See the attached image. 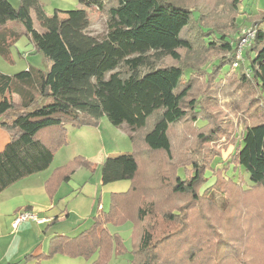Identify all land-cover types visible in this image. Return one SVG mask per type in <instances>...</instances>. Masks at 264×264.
<instances>
[{
  "label": "trees",
  "instance_id": "trees-1",
  "mask_svg": "<svg viewBox=\"0 0 264 264\" xmlns=\"http://www.w3.org/2000/svg\"><path fill=\"white\" fill-rule=\"evenodd\" d=\"M78 1L80 8L47 14L40 0H18L17 6L0 0V56L12 62L10 49L19 34L8 29L7 21L15 20L48 63L46 70L29 65L14 74L0 71V127L8 132L0 150V191L47 169L67 143V126L97 125L103 116L114 126H129L134 169L129 187L111 192L108 209L93 216L87 229L75 236H52L47 252L37 257L95 255L89 264H106L113 252L128 251L131 264H231L245 249L240 264H258L259 259L264 264V219L257 203L255 209L250 201L248 219L233 217L217 226L197 210L203 175L211 164V155L207 157L202 146L218 136L221 118L210 110L216 105L204 93L188 101L187 97L195 74L203 76L207 89L217 84L222 66L232 67L240 32L235 14L230 19L233 26L227 28L180 0ZM240 1H230V7L239 11ZM88 7L106 15L102 36L88 31ZM31 10L42 31L34 27ZM60 12L66 16L59 17ZM256 24L243 59L264 106V16ZM246 77L240 74L244 81ZM260 118L245 127L236 163L250 182L242 179L246 186L238 187L264 197V119ZM199 120L205 123L198 125ZM192 133H196L193 142ZM90 166L77 156L56 167L45 181L47 192L53 195L77 168ZM100 171L104 184L115 182L123 176V165L109 158ZM166 191V197L171 194L176 200L166 199L158 208ZM214 193L223 194L216 181L204 191V199L214 198ZM179 196L185 198L177 204ZM233 200L229 202L237 206ZM107 224L130 226L128 247ZM31 257L28 253L22 260Z\"/></svg>",
  "mask_w": 264,
  "mask_h": 264
},
{
  "label": "rangeland",
  "instance_id": "rangeland-1",
  "mask_svg": "<svg viewBox=\"0 0 264 264\" xmlns=\"http://www.w3.org/2000/svg\"><path fill=\"white\" fill-rule=\"evenodd\" d=\"M9 1L12 5L17 6L16 0ZM40 1L47 14H52L54 9L66 11L83 6L78 0ZM230 1L232 0H180L181 3L189 2L197 9L201 10V14H204V18L209 17L210 20L216 22L213 24H219V26L227 25V28L229 25L233 26L230 19L234 14L237 17V27H240V29L250 25L256 26V22L264 16V0H241L237 5L239 11H237V8L235 10L230 7ZM87 13L89 17L88 31L93 35L102 36L106 32V15L95 7H88ZM59 15L66 16L64 12H60ZM19 38H21L19 43L14 44L10 49L12 57L11 63L0 56V71L3 73L14 74L26 68L28 62L35 67L46 70L48 68V63L45 61L42 54L34 51L29 52L30 50L28 49L30 46L23 44V35L19 34ZM185 56L186 58L189 57L188 55ZM242 62L244 64L241 67V71L239 67L233 68L229 64L222 66L221 75L217 77V84L207 89L204 87L203 76L198 73L195 74L193 78L191 77V88L189 96L187 97L188 101L190 98H197L204 93V96H208L209 98H207L208 102L210 101L216 105V108L210 106V110L213 113H218L221 118L218 136L210 139L208 144L202 146L203 151L207 150L206 156L210 157L211 155V164L210 169L207 172H204V182L199 190L200 198L198 204L200 205L197 206V210H202L206 220L213 222L212 224L215 226L218 224L229 223L233 217L239 221L248 219V216H251L250 201L255 204V209L256 203L259 207V211L261 207L262 211H260V219H264V197L260 196L256 190H253L252 193H247L243 192L238 187L241 185L242 179L246 180V184L250 183L247 178V173L236 163V153L241 144L244 129L247 125L252 123V120L255 117L261 116L262 118L259 120L264 119L262 98L260 97L253 80L250 78L251 72L248 69L247 62L244 59ZM206 67H210L209 62L206 64ZM189 72L187 71L188 74ZM241 73H244L247 76V81L240 78ZM262 97L264 98V92L262 93ZM184 105L186 106L187 104ZM103 122H105V124L100 125L99 128L101 137L103 138H100V144L106 145L107 148L114 145V149L123 150L124 144H126L125 138L123 140L116 138V140H112L113 143L110 142V138L113 137V134L117 137L119 136V132H122L121 127L112 125L105 116H103ZM204 123L203 120L198 121V125H203ZM180 127L182 128L181 124ZM185 127L188 129L187 125ZM125 128L129 129V126L125 124ZM87 130L95 131L93 127H85L82 128L80 132L84 134ZM4 132V134L8 136V132L5 129ZM129 132L131 133L130 129ZM195 134L196 133L191 134V137L189 138L191 142H193ZM1 138L0 149H2L7 140V137H3L2 140ZM55 162L57 165V163L60 162L59 158L58 160L55 159L53 163ZM177 172L181 176L184 174L183 169H179ZM95 175L97 176V173H95ZM91 177L90 180L94 178L93 174ZM73 178L75 181H81L83 179L82 176L77 174L74 175ZM215 181L218 183V186L222 188L223 194L214 193V198L205 200L203 194L204 191L209 189ZM108 186L117 191H125L129 187V180L127 179V176L124 175L123 179ZM241 186L246 185L243 183ZM168 193L169 191L161 193V200L157 202L158 208L164 206L162 203L166 199L172 203L176 200L173 199V195L171 194L166 197ZM184 198L185 196H179L177 198V204H179ZM231 198L234 199L232 201L233 204L238 201V203H236L237 206H233L231 202H229ZM107 203L108 200L106 197L104 200L105 209L109 206ZM254 221L256 222L257 220ZM124 227H129V225L115 226L116 232ZM129 238L130 235L126 236L127 245L130 243ZM244 253L245 249L239 253L238 257L231 264H240L238 258L240 259ZM119 258L120 261H124L126 257L123 255ZM259 261L260 259L258 260V264Z\"/></svg>",
  "mask_w": 264,
  "mask_h": 264
},
{
  "label": "crops",
  "instance_id": "crops-1",
  "mask_svg": "<svg viewBox=\"0 0 264 264\" xmlns=\"http://www.w3.org/2000/svg\"><path fill=\"white\" fill-rule=\"evenodd\" d=\"M16 1L18 3V0ZM30 15L34 27L38 31H42L43 29L36 21L32 10ZM59 17L64 16L59 15ZM7 27L9 30L23 35V44L30 46L29 52H36L34 44L19 21L9 20ZM20 39L18 38L14 44L19 43ZM29 65L32 64L28 62L26 68ZM12 99L16 103L20 102V98L16 94L12 95ZM103 124L105 122H103L102 117L97 125L67 126V143L56 151L53 161L47 169L23 177L0 191V264H89L95 258V255L85 259L84 257H70L60 253L48 258L37 256L47 252L49 239L52 236L57 234L75 236L91 225L93 216L108 209L104 208L105 198L107 197V204H109L110 193L117 192L108 185L117 181L107 184L102 182L100 166L106 159L111 158L121 162L123 165L121 179L125 175L129 180L134 169L129 142L130 128H125V123H122L117 126L122 129L119 136L115 137L114 134L113 137L110 136L111 143L116 138L121 140L125 138L126 144H124L123 150H118L114 149V145H108L107 148L106 145L100 144L99 140L102 137L99 128ZM85 127H93L95 131L87 130L82 134L80 131ZM4 133V129L0 127V138L7 137L8 140V136ZM77 156L86 158L91 166L77 168L68 181L60 183L55 193L49 195L45 181L53 169L64 165ZM58 158L60 162L56 165V162H53ZM76 174L82 176L83 179L75 181L73 177ZM92 174L94 178L90 180ZM21 210L33 211L45 221L37 223L32 219H27L14 227L12 222ZM107 227L111 233L120 234L124 244L128 247L126 236L131 234L130 226L119 229L120 231L117 232L115 226L107 224ZM28 253H31L33 257L23 261V257ZM123 255L126 258L124 261H120L119 257ZM131 258L132 255L128 251L123 254L113 252L106 264H131Z\"/></svg>",
  "mask_w": 264,
  "mask_h": 264
},
{
  "label": "built area",
  "instance_id": "built-area-1",
  "mask_svg": "<svg viewBox=\"0 0 264 264\" xmlns=\"http://www.w3.org/2000/svg\"><path fill=\"white\" fill-rule=\"evenodd\" d=\"M256 31V26L255 25H250L246 27H242L240 29V32L238 34V43H237V48L235 50V56L234 60L232 62V67L237 68L240 65V62L243 60V51L249 47ZM27 219H32L36 221L37 223H41L45 221L44 218H40L37 216V214L33 211L30 210H21L19 211L13 222L12 225L15 227L17 224L20 222L27 220Z\"/></svg>",
  "mask_w": 264,
  "mask_h": 264
}]
</instances>
